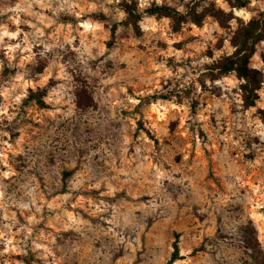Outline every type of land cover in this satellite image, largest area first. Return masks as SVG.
<instances>
[{"label":"rangeland","instance_id":"rangeland-1","mask_svg":"<svg viewBox=\"0 0 264 264\" xmlns=\"http://www.w3.org/2000/svg\"><path fill=\"white\" fill-rule=\"evenodd\" d=\"M242 1L0 0V264H168L175 234L173 264H264V0ZM251 20L246 107L218 65Z\"/></svg>","mask_w":264,"mask_h":264},{"label":"trees","instance_id":"trees-1","mask_svg":"<svg viewBox=\"0 0 264 264\" xmlns=\"http://www.w3.org/2000/svg\"><path fill=\"white\" fill-rule=\"evenodd\" d=\"M235 4L236 7L241 8L245 6V1L235 0ZM122 10L126 14V20L124 23L132 29L134 34L138 35L140 33L139 22L142 17L141 14L137 12L135 6L133 5H124ZM145 13L152 17L169 18L172 22L174 31H178L182 21L186 19L179 15L175 10L165 5H153L148 8ZM214 17L217 18V15L214 14ZM192 21L197 24L199 23V18L195 16ZM253 25L254 21H249L247 27L242 30L243 40L240 42V46H236L237 48L235 51L230 56H227L220 61L218 65V69L221 74L233 71L236 73V76L243 81L241 91L243 102L246 107H252L255 105V101L257 99L255 92L259 89V73L255 69L249 67L251 48L248 46V43L250 40L254 39L255 28ZM116 27L117 25H113L110 29L111 40L114 38ZM44 97L45 92L39 88L35 90L28 89V94L24 97L23 102L26 106L33 104L40 108H44L46 107L43 101ZM76 99V104L83 110L92 106V99L84 90H79V92H77ZM249 224L252 225V222L249 221ZM245 244L247 247L253 249V246L251 245L255 244V238H248L245 241ZM181 259L182 257L179 255L178 249V234H175V241L172 245V252L168 264H173Z\"/></svg>","mask_w":264,"mask_h":264},{"label":"clouds","instance_id":"clouds-1","mask_svg":"<svg viewBox=\"0 0 264 264\" xmlns=\"http://www.w3.org/2000/svg\"><path fill=\"white\" fill-rule=\"evenodd\" d=\"M37 3H41V0H36ZM218 3L221 2V0H217ZM256 4V0H252V3L250 6L254 7ZM19 6L17 5V7L15 8H6L4 9L3 11H0V15H4L6 12H17ZM233 11H235V15L236 16H240V17H243L245 21H248L249 19H251V17L254 15V13H249L247 11H244V10H239V11H236L235 9H233ZM9 19H11L13 21V23H16L18 24L19 23V17L16 16V17H9ZM85 29L91 27L90 25L88 24H84L82 25ZM0 27H4V31H3V36H10L12 38H15L18 33H13V32H9L6 28V26H3V25H0ZM2 38V37H0ZM18 47V45H17ZM9 51H12V48H9ZM17 100H19V97L16 98ZM135 103V101H134ZM155 107V106H154ZM175 107V106H173ZM253 111H255V109H253ZM255 124H256V128L258 129V131L256 132V135L264 138V123H262L261 121L259 120H256L255 121ZM233 145H238L239 144V141L235 140V141H232L231 142ZM5 175H7V173H5ZM237 182L239 183H243L242 181H240V178L237 177L236 178ZM12 241L9 240L8 241V244H11ZM37 247H40V245H37Z\"/></svg>","mask_w":264,"mask_h":264}]
</instances>
